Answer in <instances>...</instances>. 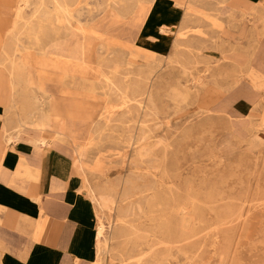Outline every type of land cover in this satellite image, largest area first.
I'll return each instance as SVG.
<instances>
[{"label":"rangeland","instance_id":"374dc122","mask_svg":"<svg viewBox=\"0 0 264 264\" xmlns=\"http://www.w3.org/2000/svg\"><path fill=\"white\" fill-rule=\"evenodd\" d=\"M46 1L30 0L24 9L25 22L15 26L11 41L16 46L3 67L16 69V88L7 90L8 97L2 93L11 104L20 105L9 108V115L33 118L24 119L25 130L49 131L45 135L51 139L50 162L60 150L73 158L81 179L76 190L90 199L97 224L101 218L110 226L100 244L101 263L264 264V87L258 85L264 77L241 71L236 76L239 82L223 86L221 80L228 74H212L213 66L231 62L227 57L235 52L248 59L260 53L254 23L246 21L252 24L246 43L223 42V36L215 42H181L176 55L162 58L143 46L142 34L138 37L155 0ZM229 1L178 0L190 7L214 3L215 13ZM17 5L0 0V43ZM189 12L205 30L219 29L221 34L225 30L222 25L206 24L212 18L208 12L196 8ZM67 25L81 36L84 60L96 66V76H84L81 70L65 74L33 68L50 36L71 39L64 31ZM227 26L237 30L238 21ZM159 29L173 32L174 27ZM262 32L264 42V28ZM192 45L204 48L199 52ZM183 53L193 59L191 66L181 60ZM213 53L223 58L204 60ZM0 73L6 77L4 70ZM229 85L231 89L245 85L258 95L247 115L237 114L231 105L215 106L214 100L201 104L207 88L224 90ZM67 120L74 125L69 123V135H62L58 131ZM132 180L143 197L127 198ZM172 184L176 204L169 191ZM131 207L136 216L128 217ZM133 224L136 230L132 231ZM24 228L33 229L34 221H26ZM152 247L148 258L137 260ZM32 255L22 250V264Z\"/></svg>","mask_w":264,"mask_h":264},{"label":"crops","instance_id":"0c3cea01","mask_svg":"<svg viewBox=\"0 0 264 264\" xmlns=\"http://www.w3.org/2000/svg\"><path fill=\"white\" fill-rule=\"evenodd\" d=\"M7 1L18 3L15 15L22 3L19 0ZM206 5L196 7L194 3L190 7L187 2L179 3L178 0H156L138 34V37L142 34L143 46L162 58H168L177 54L176 48L181 42L208 43L223 36V42L228 39L230 42L246 43L247 28H252V24H246L249 20L254 23L255 42H259L260 53L248 59L246 54L235 52L227 57L231 62H221L213 66L212 74H228L227 79L221 80L223 86L225 83L239 82L240 79L236 76L241 71L247 73L252 70L264 77V73H259V70H264V42L260 36L264 28V0H230L223 3V8L218 13L212 10L214 3L208 2ZM194 8L208 12L212 18H207L209 22L206 24L213 27L222 25L225 29L222 34L219 29L212 32L205 30L198 17L192 18L194 13L189 11ZM237 21V30H231L227 26ZM161 25L173 26L174 30L162 32L159 29ZM14 27L12 19V25L0 43V58L5 59L2 57L4 45L16 37ZM189 30L192 33L188 34ZM195 30L201 33L195 34ZM194 48L200 52L204 47L192 45V49ZM222 58L220 54L213 53L207 54L204 60L210 62L212 59ZM181 60L187 65L194 63L187 53L182 54ZM3 70L6 77L0 73V264H22V250H29L33 254L31 258L25 259L26 264H92L97 222L92 214L90 199L85 192L76 190L81 185V179L73 167L71 155L60 150L50 162L51 155H46L49 148L39 151L32 145L34 138L49 134V131L39 127L26 129L25 140L10 145L5 142V130H12L18 122L29 117V114L13 117L7 112L12 107L20 108V105H13L8 98L4 99L2 91L8 97L7 90H10V86L6 68L0 67V71ZM258 85L264 87V82ZM231 88L230 85L224 90L207 88L205 91L208 94L201 104H211L209 101L214 100L218 101L214 103L215 106L231 105L237 114L247 115L258 95L245 85ZM78 112L81 117V112ZM68 122L74 125V122ZM48 139L51 140L49 137ZM28 219L34 221L33 229L24 228Z\"/></svg>","mask_w":264,"mask_h":264},{"label":"bare ground","instance_id":"6f19581e","mask_svg":"<svg viewBox=\"0 0 264 264\" xmlns=\"http://www.w3.org/2000/svg\"><path fill=\"white\" fill-rule=\"evenodd\" d=\"M30 0H20V2L23 4V9L21 6V9L18 10V12H16V14L14 15L13 18V24L16 26L19 21H22L24 18V9L27 7V4L29 3ZM39 1V0H38ZM46 1V0H45ZM48 1V0H47ZM46 1V2H47ZM53 1V0H52ZM56 1V0H55ZM63 1V0H62ZM160 1V0H159ZM156 0L153 2L155 3ZM31 3V2H30ZM41 3H43L41 1ZM54 4V3H53ZM42 5V4H41ZM112 5V4H111ZM26 6V7H25ZM40 6V5H39ZM49 6V5H48ZM51 6V5H50ZM53 6V5H52ZM51 6V7H52ZM34 7V6H33ZM42 7V6H41ZM44 7V6H43ZM50 7V8H51ZM176 7V6H175ZM39 9V8H38ZM56 10V9H55ZM70 10V9H69ZM40 11V10H39ZM44 11V10H43ZM56 12V11H55ZM59 12V10H58ZM79 12V11H78ZM36 13V12H35ZM69 13V12H68ZM75 13V12H74ZM73 13V14H74ZM40 14V13H39ZM55 14V13H52ZM60 14V13H59ZM58 14V15H59ZM72 14V17H73ZM36 16H38L37 14H35ZM43 15V14H42ZM57 15V16H58ZM61 15V14H60ZM49 16V15H48ZM66 17V16H65ZM48 18V17H47ZM47 18L45 19L47 21ZM40 19V18H39ZM54 19V18H53ZM44 20V18H43ZM24 21V20H23ZM22 21V22H23ZM31 21V19H30ZM35 21V20H34ZM38 21V20H37ZM56 21V20H55ZM54 21V22H55ZM59 21V20H58ZM25 22V21H24ZM45 22V21H43ZM50 22V21H49ZM52 22V20H51ZM27 23V22H26ZM25 23V24H26ZM72 23V22H71ZM30 24V23H29ZM54 24V23H53ZM59 24V23H56ZM45 25V24H44ZM65 25V24H64ZM42 26V25H41ZM63 26V25H62ZM81 26V25H79ZM55 28V27H54ZM48 29V28H47ZM50 29V28H49ZM13 31H15V27L13 28ZM40 31V30H39ZM42 31V30H41ZM46 31V30H45ZM64 31L68 34H70L71 39L68 40H62V39H55L53 36L49 37V42L48 44L45 45V47L38 51V54H40V56L38 55V57H36V60H34L33 62V68H46L55 72H59V73H65V74H74L77 70H81L83 72L84 76H96V73L98 72L97 69L95 68L96 66L92 65V64H88L85 62L84 58H85V47L82 41L81 36L79 35V33H77L75 30L71 29V26L67 25L66 28L64 29ZM166 32V31H165ZM169 32V31H168ZM171 32V31H170ZM79 35V37L76 39L74 36L75 35ZM55 36V35H54ZM41 37V36H40ZM73 37L75 38V40L73 39ZM20 39V38H19ZM15 44V41L13 43V41L7 42L4 47H3V51H2V57L4 58H0V67L3 68L4 63L6 62V60L8 59L7 57L9 55H11L12 51L14 50L13 47ZM53 49V50H52ZM100 49V48H99ZM103 50V49H102ZM104 51V50H103ZM40 52V53H39ZM48 52H53V54L51 56H47L46 53ZM105 52V51H104ZM103 53V52H102ZM113 57V56H112ZM115 57V56H114ZM7 58V59H6ZM10 58V56H9ZM144 58V57H143ZM24 59V58H23ZM110 59H112L110 57ZM10 61V60H9ZM109 66V65H108ZM114 66V65H113ZM123 66V65H122ZM22 67V66H21ZM107 68V67H106ZM23 69V68H22ZM6 71L8 72V84L10 86V88L13 89L16 88V83L14 81V75L16 73V69L15 68H9L6 69ZM123 71V70H122ZM121 71V72H122ZM100 72V71H99ZM101 74V73H100ZM118 73L115 74V76ZM102 76V75H101ZM121 76V75H120ZM98 77V76H97ZM107 77V76H105ZM102 78V77H100ZM110 78V77H109ZM101 80V79H100ZM99 82V81H98ZM103 81H100V83ZM114 83V81H113ZM99 84V83H98ZM35 90V88H34ZM120 90V89H119ZM141 90V89H140ZM29 91V90H28ZM133 91V90H131ZM108 92V91H107ZM32 93V92H30ZM112 94V91L110 92ZM135 93V92H134ZM102 94V93H101ZM109 94V93H108ZM116 94V93H115ZM114 94V95H115ZM119 94V93H118ZM24 95V94H23ZM28 95V94H27ZM34 95V93H33ZM110 95V94H109ZM124 94H121V96ZM12 97V95H10ZM126 96V95H125ZM128 96V95H127ZM120 97V96H119ZM33 98V97H32ZM126 98V97H125ZM129 98V97H128ZM34 99V98H33ZM39 99V98H38ZM132 100V99H131ZM135 100V99H134ZM132 100V101H134ZM30 101V100H28ZM32 103V102H31ZM38 103V102H37ZM34 106V105H33ZM36 107V106H34ZM41 107V106H40ZM132 107V106H131ZM131 109V108H130ZM140 110V108H139ZM43 111V110H42ZM128 112V111H127ZM37 115V114H35ZM39 115V114H38ZM45 115V114H44ZM32 117V116H31ZM35 117V116H33ZM28 119V118H27ZM27 121V120H26ZM25 120L18 122V124L12 128V130H8V128L5 130L4 132V138H5V142L7 145H10L12 143H17L20 142L22 140H25L24 138V128L27 125V122ZM44 121V120H43ZM69 120L65 121L66 126H63L62 128H60L58 131L59 133H61L62 135H69ZM98 123V122H97ZM41 125V123H40ZM94 127V126H93ZM133 136V135H132ZM30 140V139H29ZM51 140L48 139V137L46 135H40L39 137L34 138V140L32 141V145L38 149L39 151L44 150L49 148ZM53 143V142H52ZM78 149V148H77ZM47 155V154H46ZM75 156V155H74ZM81 160V159H80ZM88 161V160H87ZM76 162V161H75ZM78 162V161H77ZM81 162V161H80ZM89 162V161H88ZM82 165V164H81ZM86 174V173H85ZM87 177V176H86ZM89 178V177H88ZM157 178V177H156ZM87 179V178H86ZM88 180V179H87ZM90 181V180H89ZM128 181V180H127ZM129 182V181H128ZM92 186V185H91ZM92 189V188H91ZM170 193L172 195V201L173 203L176 204V196H175V184L170 185ZM164 191V190H163ZM162 192V189H161ZM142 192H140L138 186L135 185V181H131V184L128 185V187L126 188L125 194L127 195V198L129 199H133L136 196H140L143 197V195L141 194ZM154 193H157V191H154ZM162 197L160 195H158L157 197V201H161ZM135 200V199H134ZM174 208H177V206L175 205ZM108 209V208H107ZM134 209L135 212V208L131 207V209L129 210V214L128 217H133L136 216V213H132L131 210ZM179 210H181V208H177ZM183 209V208H182ZM107 214V213H106ZM135 220V219H133ZM114 223V222H113ZM134 225V224H133ZM131 226L132 231L136 230L135 225ZM116 226V225H115ZM108 226L105 221L103 219L100 218L99 223L97 224L96 230H95V243H94V259H93V264H102L101 263V259H100V244L102 242L103 239L106 238V233L108 231ZM116 228V227H115ZM114 228V229H115ZM119 229V226L117 227ZM132 234H135L134 232H132ZM130 235V233L128 234ZM138 235V234H137ZM153 237V236H152ZM109 238V237H108ZM131 243V242H130ZM137 243V242H136ZM108 244V243H107ZM135 246V245H134ZM96 248V250H95ZM155 248L152 247L146 251H142V253L139 255V260H144L145 258H148L151 253L153 252ZM141 251V250H140ZM26 258V257H25ZM79 260V259H78ZM76 260V262L78 261ZM140 261V262H141ZM136 262V261H135ZM147 262V261H146ZM138 264V263H137Z\"/></svg>","mask_w":264,"mask_h":264}]
</instances>
